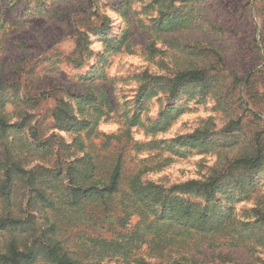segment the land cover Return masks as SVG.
<instances>
[{"label": "rangeland", "instance_id": "obj_1", "mask_svg": "<svg viewBox=\"0 0 264 264\" xmlns=\"http://www.w3.org/2000/svg\"><path fill=\"white\" fill-rule=\"evenodd\" d=\"M46 1L53 11L48 12L39 0H0V115L7 126H13L0 136V160L17 161L23 170L43 174L35 187L52 194L56 181L85 184L83 178L74 177L77 161L92 153L106 154L117 141L126 145L128 158L133 159L126 163V173L139 166L143 180L163 186L199 179L212 167L257 151L264 155V0L189 2L184 12L187 26L167 33L138 27L131 10H139L146 0ZM96 8L109 18L108 38L121 37L122 30H127L125 40L132 52L110 57L105 78L95 79L97 86L86 84L96 100L85 101L77 76L88 66L76 69L69 61L76 32L63 21L70 13L95 12ZM139 17L149 24L146 16ZM91 38L94 55L89 63L102 49V37ZM192 68H204L211 76L212 88L206 94L183 91L168 103L167 91L151 83L149 98L133 105L146 75L171 78ZM105 93L110 106H105ZM59 100L70 105L86 129L74 132L54 127L52 113ZM229 124L233 130L224 132ZM198 128L217 133L218 142L208 149L177 146L172 152L165 148V141ZM133 142L139 149H132ZM253 182L249 197L233 203L236 211L250 209L256 196L264 197V163ZM34 195L33 188L19 184L12 197L18 227H0V255L9 244L23 249L33 239L41 244L56 235L71 252L70 264H115L108 259L96 262L83 237L97 231L91 226V204L56 211ZM4 204L0 202V217ZM226 251L233 254V263L264 264V247ZM34 263L48 262L38 255Z\"/></svg>", "mask_w": 264, "mask_h": 264}, {"label": "trees", "instance_id": "obj_2", "mask_svg": "<svg viewBox=\"0 0 264 264\" xmlns=\"http://www.w3.org/2000/svg\"><path fill=\"white\" fill-rule=\"evenodd\" d=\"M39 1L45 3L48 12L53 11L46 0ZM60 1L69 3L73 0ZM195 1L198 0H146L139 10L131 12L138 27L167 33L187 26L184 12L190 6L185 5ZM128 5L127 1L125 14L129 10ZM153 10L156 12L154 16ZM58 13L62 15L63 12L58 10ZM140 15L148 18V25ZM63 22L72 24L76 32L69 61L76 69L88 66L77 76V82L84 91L81 97L85 101H95L97 96L90 88L97 86L95 79L105 78L110 57L120 51L132 52V46L125 40L127 30H122L121 37L108 38L109 18L100 14L98 8L95 12L80 10L76 14L70 13ZM93 36L102 37V49L89 63L94 55L91 49ZM210 78L204 68L185 69L171 78L146 75L137 87L132 103L138 106L149 98L147 89L151 83L157 84L161 91H167L165 98L168 103L181 97L183 91L191 90L194 95L206 94L212 88ZM88 83L90 87L86 86ZM104 98L105 106H110L106 93ZM52 124L59 130L74 132L87 128L63 100L55 105ZM10 127L13 126H7L0 115V136H4ZM231 130L233 126L229 124L223 131ZM216 134L207 128H198L190 134L165 141L164 145L172 152L177 146L208 149L218 142ZM118 142L106 154L92 153L79 159L84 162L77 161L74 177L83 178L85 184L70 182L66 185L56 181L51 187L52 194L34 186L37 177L43 174L25 171L17 161L7 164L0 160V202L5 203L1 209L0 227H18L19 218L12 197L22 184L33 188L36 201H47L56 211L71 207L83 209L91 204L94 214L90 219L91 226L97 231L83 237L99 263L108 259L115 264H239L233 263V254L226 249L248 245L255 249L264 247V197L256 196L250 209L236 211L233 206L234 202L247 199L255 188L253 177L264 163V155L260 151L212 167L206 176L199 179L163 186L143 180L139 166L126 173V163L133 159L128 158L126 145ZM139 147L133 142L132 149ZM50 236L46 243L41 244L33 239L23 249L9 244L7 251L0 255V261L2 264H35L41 255L47 264H70L71 252L63 247V240L56 235Z\"/></svg>", "mask_w": 264, "mask_h": 264}]
</instances>
